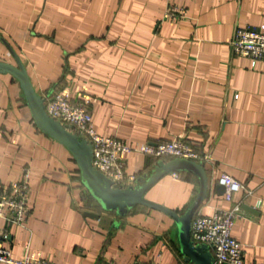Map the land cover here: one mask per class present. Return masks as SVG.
<instances>
[{"label":"crops","instance_id":"0c3cea01","mask_svg":"<svg viewBox=\"0 0 264 264\" xmlns=\"http://www.w3.org/2000/svg\"><path fill=\"white\" fill-rule=\"evenodd\" d=\"M174 6L185 10L177 20L167 16ZM262 25L264 0H0V61L15 64L9 45L40 96L87 99L102 136L132 147L181 138L209 156V192L196 215L237 207L232 236L245 264H264V60L233 57L229 45L235 27ZM124 157L136 179L159 161ZM26 169V223L0 220L13 258L192 264L165 214L103 210L70 152L36 126L19 83L0 74V188ZM222 175L246 190L227 201L216 189ZM198 187L193 175L174 173L146 198L182 213Z\"/></svg>","mask_w":264,"mask_h":264},{"label":"built area","instance_id":"2783aa9c","mask_svg":"<svg viewBox=\"0 0 264 264\" xmlns=\"http://www.w3.org/2000/svg\"><path fill=\"white\" fill-rule=\"evenodd\" d=\"M185 10L177 7L169 9L167 16L177 20ZM233 57H242L252 65L264 60V25L258 28L235 27L229 42ZM47 114L66 125L80 139L92 144V165L119 187L134 185L136 177L126 173L128 152H137L156 160L186 159L198 163L209 161L194 146L186 144L181 138L129 146L114 137L102 136L94 128L87 99L73 102L65 91H58L45 97ZM30 170L26 169L23 178L0 188V220L23 226L29 215ZM218 183L225 187V199L231 201L234 194L245 191L243 184L230 176L222 175ZM239 216L238 208L219 210L211 216L195 215L191 225V238L195 244H203L212 252L215 264H245L243 246L232 236L234 223ZM8 235L0 227V264H52L41 258L25 257L15 259L7 243ZM108 264H118L110 262Z\"/></svg>","mask_w":264,"mask_h":264},{"label":"water","instance_id":"95a60500","mask_svg":"<svg viewBox=\"0 0 264 264\" xmlns=\"http://www.w3.org/2000/svg\"><path fill=\"white\" fill-rule=\"evenodd\" d=\"M15 58V64L0 61V74L12 76L20 85L26 104L33 120L40 131L62 144L76 161L81 182L90 195L103 210L116 212L125 216L136 206L157 210L171 218L178 230L180 252L186 262L192 264H215L209 248L203 244H195L191 238L192 221L208 196L209 177L202 163L186 159L160 160L150 172L136 179L134 185L127 188L119 187L92 165V144L80 139L66 125L51 118L45 107V98L40 96L30 79L26 67L18 55L8 45ZM174 173H188L198 180V191L193 202L182 213L146 198L148 192L165 176ZM218 192L225 191L224 186H217ZM85 215L92 216L90 213Z\"/></svg>","mask_w":264,"mask_h":264}]
</instances>
